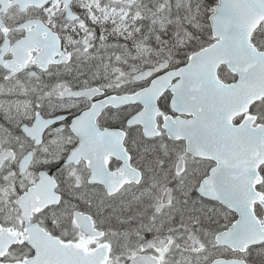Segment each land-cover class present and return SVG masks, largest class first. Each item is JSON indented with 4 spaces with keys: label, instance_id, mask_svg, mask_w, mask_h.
Masks as SVG:
<instances>
[{
    "label": "snow or ice",
    "instance_id": "obj_1",
    "mask_svg": "<svg viewBox=\"0 0 264 264\" xmlns=\"http://www.w3.org/2000/svg\"><path fill=\"white\" fill-rule=\"evenodd\" d=\"M261 2L264 3V0ZM56 3L58 0H47V6L43 8L48 24L51 25L50 28L44 30L45 39L49 34L58 36V34L52 33V29L57 27L53 23L56 15L53 9ZM64 7L69 10L68 15L70 16L71 5L67 3V0H65ZM181 9H183L182 15L180 14ZM174 11L177 12L175 16H173ZM213 11L214 8H205L200 0H151V4L141 0L135 14L131 16V23H128L127 17L125 18L127 34L122 39L126 42L124 44L113 43L111 46L127 49L130 43L133 48H139L143 51L145 48L151 47V41H155L160 45V51H163L170 44L169 26L173 25L174 22L182 24L184 30L191 36L192 33L189 29L194 26L193 21L198 19L202 13L206 14L208 20H212ZM145 19H148L147 30H144L142 23ZM91 23L95 24L96 21L93 19ZM61 27L64 28L65 26ZM113 30L115 31V28ZM104 31L101 29L99 37L101 41L106 40ZM94 33L95 29L89 33L92 40L85 38L82 42L73 41L72 47H69L67 42L59 50L53 47L50 53L51 59L47 63L34 58L40 55L38 42L37 46L26 54L28 59L19 69L12 66L15 63L16 54L9 50L10 40L7 29L0 33V228L17 227L23 231L28 224L32 223L31 219L27 221L24 219L25 210L21 202L34 187L44 183L49 185L51 194L55 199L52 203L36 210L35 218H38L37 223L42 226L57 227V221L51 218L55 215L54 210H58L69 217L79 213L81 210L75 203L77 200L87 203L89 207L92 206V200L85 199V190L86 187L94 186L97 182L90 177L83 178L80 168L81 160L77 157L79 148L84 144L83 138H80L75 147H69L75 143L74 136L78 135L76 121L79 116L73 115L70 122L65 123L69 121L67 113L71 112L72 107H79V105L58 107L56 102H62L65 97L62 93L53 95L52 90L63 88L66 82L57 80L52 85H48L42 80V76L51 77L53 73L50 69L61 65L71 71L69 65L72 62L74 52H79L82 49L83 54H88L90 50L96 47ZM178 35L179 27L173 31L171 39H175ZM257 36L264 40V33L257 30L253 33L254 44ZM212 39H216L214 34ZM257 46L264 49V43ZM191 55L192 53H188L189 59ZM116 58L119 59V56ZM32 67L39 68L40 75L35 71H28ZM55 74L61 75L60 72ZM25 76L34 78L35 83L32 80L26 82ZM83 83H87V81H83ZM33 95H35V99L32 98ZM72 95L79 98V90H75ZM98 95L103 96V91L99 92ZM45 101H48L46 113L43 111ZM57 112L62 114L56 115ZM83 112L84 109H81V115ZM40 124H43L44 128L38 136L35 130ZM127 124L129 127L132 126L131 118ZM128 156L131 159L132 153H128ZM88 163L90 164L91 161ZM109 163L115 164L114 161H109ZM157 163L160 169L166 168L164 160H158ZM167 167L172 168L174 178L177 179L178 183L175 188L169 185L166 190H161L169 193L163 199L156 196L150 197L153 200L160 199V202L149 205L152 212L148 215L147 220L142 219L139 225L143 234L136 231L135 240L129 236L127 240L121 243L122 237L128 235V230L123 232L117 229L101 231V236L105 237L104 243L108 244L109 247V259L118 264L122 257L125 264H138V256L142 259L148 255L152 264H157V257L161 256L164 257L163 264H181L182 259L185 264H190V261H195V264H218V261H225L226 264H264V239L253 238L251 235H248L240 244L229 245L226 248L219 243H209L203 240L198 241V246L191 251L182 247L179 241L184 232L190 231L189 227L183 223L184 213L187 212V219L193 225H199V215L193 214L201 212L203 209H197L194 206V201L189 206L192 190H184L185 181L182 178V170L170 165ZM165 174L167 175V172ZM146 179L154 180V177L147 176L145 172L141 171L139 179L135 180V184L137 186L143 185ZM131 185V180L125 181L119 187H113L112 184L106 183V190L99 203L102 204L104 198H115L122 191H127ZM156 186L155 183H152L146 191H150ZM63 189H67L72 194L73 199L71 201L66 198ZM194 191L200 193L201 196L203 195L199 188H195ZM176 192H180L184 196L182 201L174 195ZM205 199L215 198L205 197ZM220 202L225 203L224 200ZM5 209L15 213V215L9 216ZM253 211L257 220L260 221L257 232L259 236L264 237V206L257 203L254 205ZM177 212L181 213V222L164 228L165 223L175 219ZM229 212L234 213V215H232L229 223L224 226L225 232H231L241 225L244 215L242 210L235 207H229ZM132 219V217L127 218V220L119 218L117 222L121 224L131 223ZM161 231H163V236L160 237V246L152 245V241L157 238V234ZM205 234L207 235V232ZM109 235L116 237V240L113 242L108 239ZM218 236L219 233H216L213 240ZM62 242L72 243L73 241ZM76 242L78 243V240ZM19 244L23 246L24 242L20 241ZM145 244L150 247L146 248ZM115 247H119L121 251L114 253ZM28 259V251L20 253H13L11 250L9 252L0 251V264H27Z\"/></svg>",
    "mask_w": 264,
    "mask_h": 264
},
{
    "label": "flooded vegetation",
    "instance_id": "obj_2",
    "mask_svg": "<svg viewBox=\"0 0 264 264\" xmlns=\"http://www.w3.org/2000/svg\"><path fill=\"white\" fill-rule=\"evenodd\" d=\"M79 1L80 0H76L75 2H73V10L80 15V19L71 22L67 18L68 10L64 7L65 2L58 0V3L55 4L53 9L56 12L53 23H55L57 27L52 29V33H56L58 34V36L49 34L45 39L44 30L45 28L51 27V25L48 24V19L43 12V8L47 5L39 8L37 6V3L31 2L29 0H2V2H0V33H3L4 30L7 29L10 40L9 50L15 52L16 54L15 63L12 66L19 69L22 64L25 63L28 59L26 54L30 52L33 47H36L38 42L40 44V53L43 51V48L48 52H51L53 47L58 50L60 47L64 46L65 42H67L69 47H72L73 41L79 40L82 42L86 38L84 32L80 35L76 33L79 28H82L86 24H90L88 25V28L91 32L92 29H94V26L99 27L97 23H91V20H93L94 18H90V15H88V12L86 11L87 4L85 0H83L82 2ZM81 21H83V23H81ZM61 26L65 27L62 28ZM57 39H59L60 43ZM12 41H15V43H12ZM81 52L82 49H80L79 52H74V55L76 56V54H79ZM107 57H110V55L107 54L106 58ZM34 58L40 62L47 63L51 59V56L42 58L39 55V57ZM80 65L84 66V69L77 79H71L70 71H68L62 65L50 69V71L53 73L51 77H49L48 75L42 76V80L48 85H52L57 80L66 82L63 88H54L52 92L53 95H60L61 93H64L63 96L65 97V99L63 101L67 105L74 101H78L81 103L80 108L67 113L69 115V121H66L65 123H69L73 115H81V109H84L83 113L91 109V107L99 100V97H101L95 93H91L92 95H88L82 98H76L72 95L75 90L91 91L93 89H101L102 87L101 69L98 64L84 62ZM70 66L71 65H69V67ZM28 71H35L38 75H40L39 68L32 67L28 69ZM56 72H60L61 75L57 76L55 74ZM24 80L26 82L32 80V82L35 83L34 78L25 76ZM83 81H87V83H83ZM104 89L105 92H109V89L107 87H104ZM32 98L35 99V95H33ZM44 103L45 109L43 111L46 113L48 101H45ZM168 106V103L164 104L163 112L165 115L172 114L170 109H168ZM133 113L134 108L131 106L118 110L109 109L97 119V124L101 129L118 128L125 130L127 133L126 136L128 137V145L131 149L130 152L132 153V159L135 166L141 171L145 172L147 176L154 177V180L146 179L144 184L140 186L131 185V187H129L127 191H122L115 198H104L102 204L99 203V201L103 196V192H105L103 191V187L100 184L86 187L85 199H91L92 206L89 207L87 203H83L79 200L75 201V203L81 210L77 214L82 219L84 226L81 224L78 227L75 224V215L69 217L62 214L58 210H54L55 215L51 217L57 221V227L53 228L51 225H47L49 230L55 234L58 233V231L63 232V238L65 239V241L72 240V244L74 245L79 243L81 245H86L89 250H93L94 248L102 245L105 239L101 238L98 235H95V230L107 231L113 224H115V222L119 218H126L127 220V218L132 217V222L129 224H135L137 226L141 224L142 219L146 221L149 213L152 212L149 208L148 202L149 193L153 192V190L157 188L158 185L165 186L166 189L169 187V185H171L173 188L176 187L178 181L177 179L173 178L174 175L172 168H169L167 166L170 165L172 167H175L176 162L181 159V157H183L187 162L186 172L182 174V178L185 181L184 190H192L191 196L189 198H200L199 194L194 191V189L198 188L201 178H204L210 172L211 168L214 166V162L210 159H198L188 154L186 152L185 143L183 144L175 142V144H168V147H162L161 145L150 143L144 140L141 127L127 126V121ZM55 114L60 115L62 113L57 112ZM160 125L162 127V121ZM81 137L84 140L83 146L79 148L81 151V154L79 155V159L81 160V172L83 174V178H92V170L88 167V163L85 160V146L86 144H89L96 149H101L102 145L101 139L96 133L95 121H93V119L83 118L80 121L79 134L74 136L75 143L69 145V147H75L76 144L79 143ZM172 159L173 162L171 163ZM158 160L165 161V169H160L158 167ZM111 161H114L115 164L109 163L110 170L115 172L118 171L119 167L121 166V162L115 159H112ZM149 169L151 171H148ZM166 172L167 175L165 174ZM152 183H155L157 186L151 188L150 191H146L148 189V186ZM139 188H141L140 194L143 200H141L140 202H135L134 206H131V208H129V210L127 211L123 209L124 215L123 217H119L117 214V208L120 207L119 202L125 201L124 196L127 195L130 190L134 189L137 191ZM63 191L66 198L71 201L73 199L72 194L67 189H63ZM176 193H179V197L182 200L184 199V196H182L180 192ZM159 198L163 199V196L161 195ZM160 199H158L159 202ZM205 210L206 209H203L204 215ZM5 211L8 212L9 216L15 215V213L10 212L8 209H5ZM31 220L35 223L37 222L38 218H35V215H32ZM202 227L208 229L205 225H203ZM11 229L16 230L19 228L13 227ZM107 238L112 240L113 242L116 240V238L110 235ZM131 239L135 240V238ZM77 240L78 243L76 242ZM93 241L95 242L93 243ZM124 241L125 240H121V243H123ZM16 249L17 248H14L11 251H13V253H19L20 248H18L17 250ZM24 250L30 252L31 255L34 254L30 247H24Z\"/></svg>",
    "mask_w": 264,
    "mask_h": 264
},
{
    "label": "water",
    "instance_id": "obj_3",
    "mask_svg": "<svg viewBox=\"0 0 264 264\" xmlns=\"http://www.w3.org/2000/svg\"><path fill=\"white\" fill-rule=\"evenodd\" d=\"M212 16L213 19L210 20L211 27L215 37L220 39V41L192 56L191 67H194L195 70L193 69L188 75L187 73L190 69L188 68L186 70L181 85H187L191 91L195 92L196 98H198L197 95H199L200 99L204 98L205 104L210 100L212 107H216L223 102V99L217 94L222 93V90L217 88L218 86L223 87L226 97L228 95L229 97L238 94L244 95L245 93V98H247L246 102H249V106L251 102L261 98L262 96L260 95L264 96V52L258 51L251 42L254 31L264 20V3H262L261 0H218V4L215 6V12ZM223 63H226L235 73L240 75L237 84L226 86L219 81L217 70ZM198 73L204 74L205 81L197 76ZM219 89L220 92L218 91ZM153 93V88L147 91L149 97L154 98L155 94ZM133 101L136 102L137 100L134 99ZM205 108L207 111L209 110L208 107ZM225 111L228 113L230 112L232 117L231 108ZM156 127L157 125H155L154 122L149 124L146 128L147 135L155 136L157 133L154 132ZM242 132L243 129H240V135ZM244 135L246 139L249 137H256L259 139V135L251 132L249 129L245 130ZM172 137L175 138L174 136ZM192 141V150H195L196 143V153L203 157H208V155H206V152H209L206 148L208 145L206 135H204V137L199 134L192 135ZM248 143L249 142L246 141V149L250 145H248ZM256 144H258V142ZM252 149H256V145H254ZM205 184L206 182L203 183L204 187L206 186ZM218 184L223 185L225 183L218 182ZM45 188V183L36 187L39 192L46 191ZM203 190L206 191L207 189ZM213 191L215 200H224V205L237 209L241 206V198L226 193L224 187L217 186ZM45 199H49L47 204L51 203L50 196H46ZM31 231L32 230L29 229L28 233L31 234ZM6 236V239H2L0 247L2 249L6 248L7 250L10 241L12 243V236L8 234H6ZM219 239L224 240L225 236L221 235ZM28 241L33 244V239L31 237L28 238ZM34 246L40 247L41 245L37 242L34 243ZM37 261L40 262V260ZM56 262L57 264H61L62 260H56ZM27 264H35V262L29 260Z\"/></svg>",
    "mask_w": 264,
    "mask_h": 264
},
{
    "label": "rangeland",
    "instance_id": "obj_4",
    "mask_svg": "<svg viewBox=\"0 0 264 264\" xmlns=\"http://www.w3.org/2000/svg\"><path fill=\"white\" fill-rule=\"evenodd\" d=\"M213 0H200V3L205 7V8H211L210 7V2ZM103 5V4H102ZM99 6V14L96 13V16L100 20V24L97 21V24L99 26V31L103 29V27H108L110 30H115L121 31V33H116L117 35V40L120 42H126L122 39L123 36L127 34L126 32V23H125V18H128V23H131V16L134 15L131 11L127 10L126 8L119 9L118 15H115V21L111 25L107 24L106 21L107 13L108 10H105V15L101 14L103 13V6ZM115 11L111 9V13H114ZM180 14H183V9L180 10ZM177 15V12H173V16ZM90 18H94L93 14H90ZM207 19L206 14L202 13L198 19L193 21L194 26L189 29L191 31L192 35L189 36L188 32L184 30V27L182 24H177L176 22L173 23V25L169 26V31H168V36L170 38V44L169 46L165 47L163 51H160V45L157 44L155 41H151V47L145 48L143 51H141L139 48H133L132 45L129 43L127 49H120V50H113L116 57L119 56V59L114 60V68L108 73L106 78H113L117 80L118 87L123 88V87H129V76L130 73L134 72L138 67L147 64L148 62H156L160 59H163L165 57H169L172 59L174 64H180L184 61H186V56L185 51L189 48L188 44L193 45V48L198 49L199 47L207 44L205 43L204 39L202 37L198 38L197 36H202V34H205V29H204V24ZM144 25V30H147L148 27V19H145L143 22ZM179 27V35L175 39H171L173 31L176 30V28ZM79 35V32H76ZM100 53L104 52L103 47L99 48ZM106 55L100 54L97 58H95V55L88 54L87 59L89 61H100L102 65L107 68L106 63L110 61L112 58L107 57ZM113 81L110 79V82ZM170 160V159H169ZM166 160V161H169ZM162 190V186L158 185L153 192L150 193V196H157ZM163 190H166V187H164ZM125 206H128L126 204ZM118 211V210H117ZM126 220V218H125ZM168 228V227H164ZM119 230V229H118ZM123 230L122 228L120 231ZM132 232L128 230V234H131ZM127 236H124L123 238H127ZM185 244V243H184ZM123 259V258H122ZM119 260L118 264H124V262ZM117 262L115 261V263Z\"/></svg>",
    "mask_w": 264,
    "mask_h": 264
},
{
    "label": "trees",
    "instance_id": "obj_5",
    "mask_svg": "<svg viewBox=\"0 0 264 264\" xmlns=\"http://www.w3.org/2000/svg\"><path fill=\"white\" fill-rule=\"evenodd\" d=\"M206 28V30H208V26H207V22L205 21V26L204 29Z\"/></svg>",
    "mask_w": 264,
    "mask_h": 264
}]
</instances>
